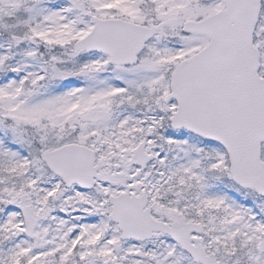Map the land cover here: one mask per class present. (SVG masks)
<instances>
[{"label":"snow or ice","instance_id":"obj_1","mask_svg":"<svg viewBox=\"0 0 264 264\" xmlns=\"http://www.w3.org/2000/svg\"><path fill=\"white\" fill-rule=\"evenodd\" d=\"M0 264H264V0H0Z\"/></svg>","mask_w":264,"mask_h":264}]
</instances>
